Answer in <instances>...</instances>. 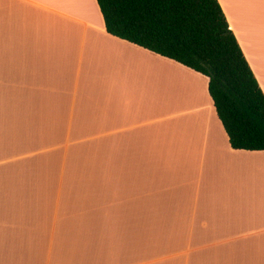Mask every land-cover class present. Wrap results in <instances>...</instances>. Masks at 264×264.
Returning a JSON list of instances; mask_svg holds the SVG:
<instances>
[{"label": "crops", "instance_id": "0c3cea01", "mask_svg": "<svg viewBox=\"0 0 264 264\" xmlns=\"http://www.w3.org/2000/svg\"><path fill=\"white\" fill-rule=\"evenodd\" d=\"M219 3L264 92V0ZM207 84L97 0H0V264H264V151L231 148Z\"/></svg>", "mask_w": 264, "mask_h": 264}, {"label": "trees", "instance_id": "16d2710c", "mask_svg": "<svg viewBox=\"0 0 264 264\" xmlns=\"http://www.w3.org/2000/svg\"><path fill=\"white\" fill-rule=\"evenodd\" d=\"M109 34L208 79L232 149L264 151V92L219 0H97Z\"/></svg>", "mask_w": 264, "mask_h": 264}, {"label": "rangeland", "instance_id": "374dc122", "mask_svg": "<svg viewBox=\"0 0 264 264\" xmlns=\"http://www.w3.org/2000/svg\"><path fill=\"white\" fill-rule=\"evenodd\" d=\"M189 79L190 78H184L182 74L181 75H177V74L173 75V80H172V84H171L172 85V92H170V99H169L170 105L172 107H176L173 104H176L177 106H182V108L195 105V103L192 104L193 102H192L191 98L188 97L187 95H190L191 90L196 88V85H195L196 83L190 84ZM157 92H158V90H157ZM165 108H166V106L162 107V105L159 103V100L157 99V111H156L157 117L163 116V114L165 112H167ZM164 109H165V112H164ZM160 146L161 145H159V147ZM172 146L174 147V144ZM170 148H171V145L165 143V144H163V146H161L160 153L164 154ZM161 163H159V165Z\"/></svg>", "mask_w": 264, "mask_h": 264}]
</instances>
